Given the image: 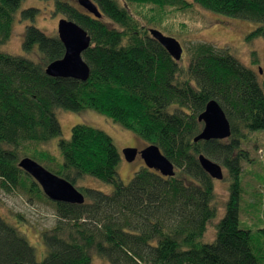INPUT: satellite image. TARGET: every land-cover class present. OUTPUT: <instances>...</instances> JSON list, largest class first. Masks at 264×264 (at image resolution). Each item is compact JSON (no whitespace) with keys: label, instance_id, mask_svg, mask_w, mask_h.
I'll use <instances>...</instances> for the list:
<instances>
[{"label":"trees","instance_id":"trees-1","mask_svg":"<svg viewBox=\"0 0 264 264\" xmlns=\"http://www.w3.org/2000/svg\"><path fill=\"white\" fill-rule=\"evenodd\" d=\"M22 1L0 0V46L10 38ZM91 1L101 19L119 29L65 3L53 7L90 38L82 53L86 82L45 74L46 65L64 53L57 35L25 29L22 49L29 53L36 47L38 62L0 51V190L44 202L56 217L51 229L39 233L45 257L37 262L15 223L0 216V264H264V227H240L243 164L250 161L241 146L247 133L264 132V87L226 49L197 44L186 65L182 56L173 61L144 26L143 19L150 25L152 17L138 19L130 11L131 6L186 11L196 5L257 24L246 40H264V0ZM36 13L25 10L21 19L33 20ZM211 100L222 109L230 137L194 143L202 129L197 118ZM59 110L94 111L145 146H156L173 165L174 176L142 167L124 185L112 140L85 125L73 126L68 140H58V158L40 150L61 136ZM199 156L223 168L228 181L223 216L211 226L207 242L203 238L217 209L214 180L201 169ZM23 158L70 183L84 203L49 201L18 167ZM86 177L110 185L112 192L78 186ZM255 210L259 214L260 208Z\"/></svg>","mask_w":264,"mask_h":264},{"label":"rangeland","instance_id":"rangeland-1","mask_svg":"<svg viewBox=\"0 0 264 264\" xmlns=\"http://www.w3.org/2000/svg\"><path fill=\"white\" fill-rule=\"evenodd\" d=\"M57 1L65 3L79 12L87 13L78 5V0H24L15 14L10 38L4 45L0 46V51L11 56L24 57L33 62H38L39 53L36 47L29 53L22 49L24 32L27 27L32 26L49 37L55 36L59 20H65L63 15L54 14L53 7ZM186 1L191 2V0ZM28 9L36 10V17L33 20L21 19V13ZM130 11L138 19L142 18L143 15L147 18L151 16L153 22L150 25L142 18L145 27L157 30L164 36L174 38L180 44L183 51V65L188 62L189 51L193 46L208 44L216 49H226L228 54L240 64L251 69L257 76L258 83L264 87V40L260 38L246 40L248 34L257 27V24L207 12L196 5H192L186 11H175L169 7L159 10L149 6H131ZM101 21L109 28L119 29L106 18H102ZM56 116L61 128V136L39 146L40 150L58 158V140H68L73 126L85 125L104 132L112 140L120 156V163L117 168L118 179L124 185L128 184L135 172L144 167L139 154L132 163H127L123 158L122 151L125 149H136L139 152L146 147L133 133L122 129L91 110L78 113L59 110ZM241 147L248 153L250 161L243 164L240 227H248L255 231L257 226L264 227V132L247 133ZM222 173L225 175L223 168ZM213 184L214 204L217 213L216 218L208 226V235L204 236L203 242H207L206 239L211 237L213 231L211 226L223 216L224 204L227 200L228 181L214 180ZM77 185L104 194L112 192L110 185L88 177ZM255 207L260 208L259 214H257ZM15 215L20 217L18 222L13 220ZM0 216L9 223H15L16 229L24 235L33 248L35 260L41 262L45 257V249L40 241L39 233L54 226L56 217L52 207L35 199L29 201L17 192L5 193L0 190Z\"/></svg>","mask_w":264,"mask_h":264},{"label":"water","instance_id":"water-1","mask_svg":"<svg viewBox=\"0 0 264 264\" xmlns=\"http://www.w3.org/2000/svg\"><path fill=\"white\" fill-rule=\"evenodd\" d=\"M78 5L95 19H101V14L91 0H78ZM148 34L170 56L173 61H179L182 56V47L171 37L162 35L157 30L149 29ZM57 38L64 48L61 59L46 65L44 72L52 78H69L79 82H86L89 77L88 66L82 59V53L89 47L90 38L87 33L75 23L61 19L57 24ZM202 124V129L193 139V142L225 140L230 137L229 123L216 101H209L203 112L197 118ZM127 163H132L140 155L144 167L158 172L163 177H173V165L160 153L154 145L146 146L143 150L125 149L122 151ZM201 169L212 179H223L221 167L204 158L198 157ZM18 167L40 187L43 195L51 202H60L72 205H82L83 195L70 183L44 169L41 165L29 158L18 162Z\"/></svg>","mask_w":264,"mask_h":264},{"label":"flooded vegetation","instance_id":"flooded-vegetation-1","mask_svg":"<svg viewBox=\"0 0 264 264\" xmlns=\"http://www.w3.org/2000/svg\"><path fill=\"white\" fill-rule=\"evenodd\" d=\"M85 13V12H84ZM86 14H88V13H86Z\"/></svg>","mask_w":264,"mask_h":264}]
</instances>
